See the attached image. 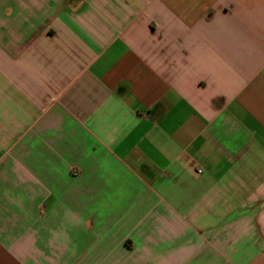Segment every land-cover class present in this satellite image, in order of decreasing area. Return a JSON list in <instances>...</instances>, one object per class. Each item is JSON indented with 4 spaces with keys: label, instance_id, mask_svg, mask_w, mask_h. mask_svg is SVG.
<instances>
[{
    "label": "crops",
    "instance_id": "obj_1",
    "mask_svg": "<svg viewBox=\"0 0 264 264\" xmlns=\"http://www.w3.org/2000/svg\"><path fill=\"white\" fill-rule=\"evenodd\" d=\"M0 264H264V0H0Z\"/></svg>",
    "mask_w": 264,
    "mask_h": 264
}]
</instances>
